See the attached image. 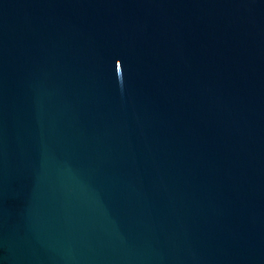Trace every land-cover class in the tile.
I'll return each instance as SVG.
<instances>
[{
  "label": "water",
  "instance_id": "95a60500",
  "mask_svg": "<svg viewBox=\"0 0 264 264\" xmlns=\"http://www.w3.org/2000/svg\"><path fill=\"white\" fill-rule=\"evenodd\" d=\"M0 264H264V0H0Z\"/></svg>",
  "mask_w": 264,
  "mask_h": 264
}]
</instances>
